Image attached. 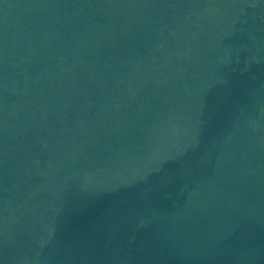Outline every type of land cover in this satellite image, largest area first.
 <instances>
[{
  "label": "water",
  "instance_id": "obj_1",
  "mask_svg": "<svg viewBox=\"0 0 264 264\" xmlns=\"http://www.w3.org/2000/svg\"><path fill=\"white\" fill-rule=\"evenodd\" d=\"M0 264H264V0H0Z\"/></svg>",
  "mask_w": 264,
  "mask_h": 264
}]
</instances>
